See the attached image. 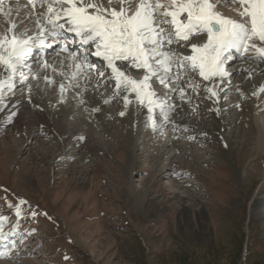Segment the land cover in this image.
Returning a JSON list of instances; mask_svg holds the SVG:
<instances>
[{"label": "rangeland", "instance_id": "1", "mask_svg": "<svg viewBox=\"0 0 264 264\" xmlns=\"http://www.w3.org/2000/svg\"><path fill=\"white\" fill-rule=\"evenodd\" d=\"M242 63L232 71L240 74L225 82L218 103L213 97L215 105L201 88L208 83L195 76L204 86L200 83L198 93L187 88L184 99L179 97L173 118L188 131L174 134L175 140L164 130L140 127L147 116H138L142 109L136 103L119 115L125 111L119 97L106 104L112 117L97 115L95 120L89 114L92 110L81 105L70 114L86 95L78 91L77 98L72 88L71 105L68 99L49 105L61 114L55 123L65 122L57 126L62 140L43 128L37 116L39 127L26 144L25 133L7 125V116L15 111L16 120L23 113L11 101L28 90L23 87L4 99L0 216L6 219L0 221V230L13 232L17 242L11 258L0 264H264V201L258 211L253 210L256 195H264V159L262 153L256 158L252 147L244 151L241 130L243 113L248 112L235 106L245 105L244 89L256 79L242 78L245 73L238 71ZM44 94V100L56 97L53 89ZM214 107L231 114L224 120L228 127L222 135L234 141L230 160L235 172H245L240 181L220 154L219 137L200 133L216 130ZM28 113L22 117L32 115ZM97 123H104V128ZM72 128L85 139L70 141ZM92 142L101 145L99 156L90 152ZM184 205L189 209L183 212Z\"/></svg>", "mask_w": 264, "mask_h": 264}, {"label": "snow or ice", "instance_id": "2", "mask_svg": "<svg viewBox=\"0 0 264 264\" xmlns=\"http://www.w3.org/2000/svg\"><path fill=\"white\" fill-rule=\"evenodd\" d=\"M229 4L239 19L217 11L218 6ZM27 5L31 11L17 21L12 19L8 0H0V16L5 18L0 24V111L7 108L6 92H14L18 84H28L30 79H39L33 71L34 63L65 75L44 59L48 49L64 54L71 70L68 83L59 84L61 102L72 81L95 76V87H112L113 95L104 103L121 98L125 109L121 116L133 103L146 108L153 131L160 126L155 117L159 115L162 124L169 123V114L176 107L169 103L170 97L157 94L153 82L183 100L186 88L180 87L181 81L189 77L187 88L198 93L201 85L194 77L199 76L211 82L204 88L209 94L205 98L216 97L218 102L225 81L230 83L229 78L235 75L226 66L238 59L264 63V0H27ZM238 71H248L246 79L252 76L243 67ZM43 80L49 85L55 83L48 75ZM75 86L80 87L79 83ZM262 92L264 84L254 87L251 94L259 96ZM28 93L31 103L30 84ZM213 110L219 115L218 108ZM92 111L99 112L100 108ZM16 115L11 111L8 122ZM76 139L83 141L85 137ZM16 214L20 215L18 206ZM5 219L0 216V221Z\"/></svg>", "mask_w": 264, "mask_h": 264}, {"label": "bare ground", "instance_id": "3", "mask_svg": "<svg viewBox=\"0 0 264 264\" xmlns=\"http://www.w3.org/2000/svg\"><path fill=\"white\" fill-rule=\"evenodd\" d=\"M11 6H12V19L13 20H17V21L24 20L26 15H28V13L31 11L29 9V7L24 6L22 4L19 5V9H17V4H11ZM25 7H27V8H25ZM226 8H228V10L231 11L230 16L233 19H239V17L235 14V12L231 10V8H232L231 4L227 5ZM226 8H224L223 6H218L217 11H220V12L224 13ZM4 22H5V18L3 16H0V24H4ZM25 23L30 28L34 27V25L30 21L25 20ZM257 43H259V42H257ZM62 61H63V63H61ZM243 61L245 63V64L242 63L244 65L243 68L248 69L249 71H251L252 72V76L251 77L256 79V81L253 84H250L247 87L245 86L246 88L244 89V91H245V94L247 95V99L245 101V105L243 106V104H238L237 103L239 105L238 108L241 111L244 112L245 110H247V112H248V113H243V116H244L243 120H244L245 123L243 122L242 130H241V133L244 136V147H245L244 151H245V149H248V148L252 147L253 150L255 151L254 156L257 158L258 155H260L262 153L263 154V159H264V92L260 93L259 96H253L251 94L252 90L254 89V87L258 88L261 84H264V63H260V64H258V67L252 68V66L250 64H248L247 61H245V60H243ZM47 63L49 65H52L53 67H55L58 71L59 70H63L65 75L64 76L58 75L57 73L52 72L51 68L45 70V69H41L39 66H35L34 65L33 71L38 73L39 79L38 80H31L32 83H31V81L28 82V84L32 85V94H31V101L32 102L29 103V93L28 92H25L26 94L25 95H21L20 97L16 96L17 98L15 100L11 101L14 104H19L18 106H20L21 109H22L23 113L18 115V118L16 120H12L11 124H13L15 127H17L18 128L17 130H20V132L25 133L24 143H26V144L29 143V141H30V137L29 136L32 135V137H34L33 136L34 135V131H36L38 129V127H39L38 126L39 124H36V122L34 121V118L37 117V116L38 117L36 119L40 121L39 123L43 125V128L48 130L49 133H52L55 136H57L59 140H62V135L61 134L57 135V132H58L57 131V128H58L57 126L58 125L63 126V125H65V122L58 121V123H60V124L55 123V119L57 117L61 116V114H59V115L57 114L56 115L49 108V105H52L51 102H53V101H55V103H56V102L61 100V94L59 92V84L61 82H64L65 84L68 83V77L70 76V71L71 70L68 69V67H67L68 61L65 59V57H58V58H54V59H49L47 61ZM240 68H241V66H240ZM0 71H2V69H0ZM136 71L137 70H135V69L133 70L134 73H136ZM234 73L237 76L238 72L234 71ZM244 73H245V75L242 77L243 79L248 76V71H244ZM238 74H240V73H238ZM45 75L51 76L52 79L55 81V83L51 84V85L47 84L43 80V77ZM0 78H2V77H0ZM92 78H93V76H92ZM83 80L86 82V84H85V82ZM83 80H82V78H78L76 82L72 81V85L73 86L69 87L68 90L63 94V100L66 101L68 99V104L71 105L73 100L70 99V94H72V96L74 95V92H72V90H71L72 88H74L76 90L75 91V96H77V98L79 97V94L77 93L78 91H80L81 93H83V92L85 93L86 92V95H85L86 99L84 98L85 96H83L84 94L81 96V99L83 101L85 99L84 103H81V100H80L77 103V105L74 108V110L73 111H69V113L70 114L76 113L77 112L76 109L80 105H81V108H85V109L88 108L89 110H92L95 107H99L100 111L98 113L90 111L91 113H89V114L91 115L92 118H95V120H98L97 119V115H100L103 118H106L107 115H108V112H107L108 110H106L107 109V105H106V103H103V101L101 103V100H104V99L108 98L109 96L107 97L104 94H102L100 92V90L98 88H96L95 85L89 83V81H87L86 78H83ZM34 82L35 83L37 82L39 84L38 85L39 87H37V89H35L33 87V84H35ZM204 82L208 83L207 86H211V82L210 81H204ZM77 83H79L80 87H76L75 86ZM28 84H26L24 86V88H25L24 91L28 90ZM46 84H47V87H46ZM238 86H240V85H238ZM47 89L48 90L53 89L55 91V93H56V97L55 98L45 97V100H44L43 99V95H45L44 93L46 92ZM6 93H8V94H5V99L8 98V96H10V94L13 93V92H6ZM206 94L209 95L208 93H206ZM71 98H73V97H71ZM51 99H53V100H51ZM209 102L214 104L213 103V98L209 99ZM22 104L26 105L27 108L22 107ZM121 104L123 105L122 101H121ZM139 107L140 106H138V108ZM179 107H180V105L176 106V108H179ZM185 107L183 106V109H185ZM16 108H18V107H16ZM128 108H129V106H128ZM215 108H217V107H214L213 109H215ZM141 109H142L141 111L139 110L140 112L138 111L140 113V114H138V116H141V115H144V117L147 116L148 115L147 114V110H145V108H143V107H141ZM213 109H212V112L215 115V123H217L216 130L214 131V133H212L211 131L200 130L199 129L200 133L202 135H204V136L206 134V136H214L215 135L216 137H219V141L221 143L220 154L227 161L228 168H232V172L236 173L235 174L236 180L240 181V180H242V177L245 174V172L244 173H242V171L241 172H237V171L235 172L234 171L235 165L232 164V162L230 160V158H231L230 156L233 155L232 143L234 141L232 142L230 139H227V138H225L222 135L223 129L228 127V122L226 123L224 120L226 119V117H229V115L231 116V114H230L229 111L228 112H224V110L221 109L220 112H219V115H217V113ZM222 110H223V112H222ZM24 111L26 113L30 112V113H32V115L31 116L28 115L25 118H23L22 115H24ZM131 112H133V111H131ZM30 113H28V114H30ZM129 114L130 113H128L127 115H129ZM188 114H189V111H188ZM131 115H132V113L130 114L129 117H131ZM108 116L112 117V114L109 113ZM246 119H247V121H246ZM20 120H22V123H20ZM51 121H53V122H51ZM7 123L10 124L9 122H7ZM42 125H40V127ZM96 125H99L102 128H104V123H97ZM29 128H30V130L27 131ZM150 130L153 131V129L151 127H150ZM248 131L250 132L249 134L247 133ZM66 133H67L66 130H64L63 135L66 134ZM77 133L78 132L75 129H73V128L71 129L70 141L74 140L77 136H81L80 134L77 135ZM169 144H172V143H169ZM169 144H167V145H169ZM182 146H185V145L182 144ZM105 148L107 149L108 146L104 144V149ZM99 149L102 150L101 145H96V143L92 142V145L90 146V152H95L94 154L99 156V153H100V151H98ZM63 153H64V156H66L65 150H63ZM161 154H163V153H161ZM259 192H260V190H259ZM262 193L263 192L258 193L256 195V197H255V204H254V207H253L254 211H258L259 208H260L259 207V203L261 201H264V195ZM182 207H183L182 208L183 212L187 211L189 209L188 205H184ZM201 210L204 211L203 208Z\"/></svg>", "mask_w": 264, "mask_h": 264}]
</instances>
